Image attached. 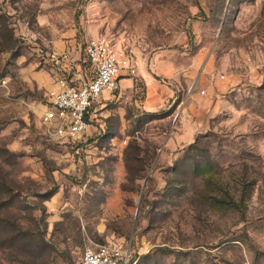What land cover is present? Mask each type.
Segmentation results:
<instances>
[{"label": "rangeland", "instance_id": "1", "mask_svg": "<svg viewBox=\"0 0 264 264\" xmlns=\"http://www.w3.org/2000/svg\"><path fill=\"white\" fill-rule=\"evenodd\" d=\"M100 35L136 74L58 141L40 55L69 46L83 75ZM225 190L241 211L213 204ZM107 242L132 264H264V0H0V264Z\"/></svg>", "mask_w": 264, "mask_h": 264}, {"label": "built area", "instance_id": "2", "mask_svg": "<svg viewBox=\"0 0 264 264\" xmlns=\"http://www.w3.org/2000/svg\"><path fill=\"white\" fill-rule=\"evenodd\" d=\"M83 57L87 71L82 75L61 68L65 63H76L70 47L61 53L40 55L42 64L50 63L61 70L57 71V90L49 95L42 122L56 140L64 143H83L91 127L88 116L91 103L116 92L120 79L136 74L132 57L120 52L112 40L102 35L85 42ZM131 260L129 247L107 242L86 248L78 264H132Z\"/></svg>", "mask_w": 264, "mask_h": 264}, {"label": "crops", "instance_id": "3", "mask_svg": "<svg viewBox=\"0 0 264 264\" xmlns=\"http://www.w3.org/2000/svg\"><path fill=\"white\" fill-rule=\"evenodd\" d=\"M69 47V46H68ZM68 47H65L63 50H65L66 48H68ZM117 48V47H116ZM118 49V48H117ZM62 50V51H63ZM119 50V49H118ZM62 51H55V50H52L51 52H55V53H61ZM120 51V50H119ZM121 52V51H120ZM41 60V59H40ZM42 61V60H41ZM44 62V61H43ZM42 62V63H43ZM73 62H75V61H73ZM70 63V64H67V63H65V64H63L62 66H61V68H63V69H70L71 71H79V67L77 66V64L76 63ZM46 66L45 67H47V70H45L46 72H48L50 75H51V77H52V79H53V86L51 87V89L48 91L49 92V94L50 93H53V92H55L56 90H57V86H56V83H55V80H56V74H57V71L59 70V71H61L60 69H59V67L57 68V67H54L52 64H50V63H46L45 64ZM77 73V72H76ZM77 76H79V75H77ZM36 77L39 79V80H41V81H44V82H47V79H46V77L44 76V74H37L36 75ZM121 84H124V85H127V84H129V82L128 81H126V80H120V82H119V87H120V85ZM147 85H148V94H147V96H146V106L144 107L146 110H147V112H153L157 107H158V105L160 104V101L162 100V98H161V96H156V94H154L153 93V90L156 88V85H155V83H153L151 80H148V83H147ZM107 95V94H106ZM107 96H110V95H107ZM178 140H183V139H185V138H188L189 137V135L188 134H186V135H181V134H179L178 133Z\"/></svg>", "mask_w": 264, "mask_h": 264}, {"label": "trees", "instance_id": "4", "mask_svg": "<svg viewBox=\"0 0 264 264\" xmlns=\"http://www.w3.org/2000/svg\"><path fill=\"white\" fill-rule=\"evenodd\" d=\"M204 182L207 185L209 184V182H211V180L206 179ZM223 193L224 194L218 196L215 195L211 198L214 205L229 206L237 211H241V208L245 206V200L247 199V195L244 194L243 191L240 197L228 192V190L223 191Z\"/></svg>", "mask_w": 264, "mask_h": 264}]
</instances>
